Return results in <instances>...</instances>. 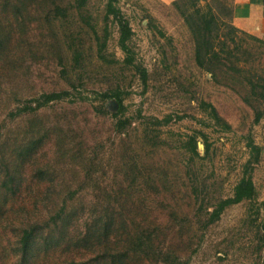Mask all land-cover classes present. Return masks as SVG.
I'll list each match as a JSON object with an SVG mask.
<instances>
[{
	"label": "rangeland",
	"instance_id": "obj_1",
	"mask_svg": "<svg viewBox=\"0 0 264 264\" xmlns=\"http://www.w3.org/2000/svg\"><path fill=\"white\" fill-rule=\"evenodd\" d=\"M172 1H114L130 30L125 60L114 21L102 19L105 0H85L79 11L73 0H0V264H16L27 220L40 228L30 264H167L165 255L185 264H264V41L229 26L228 0ZM206 8L204 26L198 15ZM80 14L103 43L99 51ZM60 90L68 96L13 113ZM113 90L127 118L121 130L113 100L96 97ZM191 134L190 159L180 145ZM246 136L257 148L246 171L253 196L200 226L251 160ZM7 170L18 189L9 188ZM98 213L109 220L103 248L81 240Z\"/></svg>",
	"mask_w": 264,
	"mask_h": 264
},
{
	"label": "trees",
	"instance_id": "obj_2",
	"mask_svg": "<svg viewBox=\"0 0 264 264\" xmlns=\"http://www.w3.org/2000/svg\"><path fill=\"white\" fill-rule=\"evenodd\" d=\"M115 0H105L104 3V11L102 14V19H106L107 16H110L111 19L114 21L117 29V40L116 44L118 45L119 49L123 52L125 55V60H128L129 58V49L126 46V40L128 39V36L130 34L129 26L127 24V20L119 13L118 8L114 5ZM75 4V8L77 11H79L83 4H85V0H73ZM173 3V1H171ZM83 11V10H82ZM197 12V9H195ZM52 15L54 16H62V11H60V7L57 5H54L51 9ZM208 9L206 8V15H201L198 17L200 18L202 24L206 26L208 23V18H211V15L208 14ZM78 13V12H77ZM79 14V13H78ZM182 16V19L185 20V16L183 17V14H180ZM81 18L84 19L83 24L88 27L92 37L94 38L96 48L99 51V49L102 47L103 43H99V37L96 34L95 30L93 29V26L88 23V15H82L80 14ZM86 19V20H85ZM229 24V23H228ZM229 26L232 29H235L232 27L230 24ZM237 30V29H236ZM239 31V30H238ZM242 32V31H240ZM243 33V32H242ZM101 38H104L107 34L105 24L102 25L101 28ZM245 34V33H244ZM247 35V34H246ZM250 36V35H248ZM253 37V36H250ZM255 38V37H254ZM70 61L74 64L79 62V55L80 53L78 52L77 49H70ZM140 79L143 81L144 79V71L143 69H138ZM257 85V83H256ZM261 92L264 93V78L261 79V82L259 83ZM252 91V90H251ZM119 91L113 90L110 92H99L98 95L96 96L99 100L103 101L106 98L112 99L116 104H115V111L112 113V116L115 117L114 123V128L116 130H121L125 126V123H127V118H123L120 115L122 114L124 110V106L121 104V97H120ZM69 92L67 90H60V91H50V92H42L36 97L32 98L30 101H25L22 103L20 107H17L16 110L13 113L16 112H23V111H29L32 109H35L49 101H54V100H59L62 99L66 96H68ZM199 107L202 109H208L207 113L217 120V115L216 112L213 108V106L204 101L199 102ZM12 113V114H13ZM257 113L254 117V120L257 118ZM168 117H165L163 119V122H166ZM227 127V125H226ZM201 134V133H199ZM202 136V134H201ZM146 138V135L143 136ZM245 146L248 148V152L250 155V158H247L245 162L243 163V170L241 171L240 176L235 180L231 187V192L229 196L219 198L213 204H211V207L209 210L205 211L202 215V221L200 222V226H205L214 220L218 218V215L220 212L227 206L235 204L241 200H245L248 198H251L254 193L253 185L250 180L249 174L247 173L250 169L249 162H254L256 160V153H257V148L254 144H252L250 138L248 136L245 137ZM187 153L188 157L191 159L192 156H197V151L195 148V136L194 135H186L185 139L181 141L180 145ZM19 154V153H18ZM247 171V172H246ZM6 172H8L6 174ZM5 174L7 175L6 180L8 182L9 188L11 190L13 189H18V185H16V178H15V171L13 170H7L5 171ZM194 187L196 185L194 184ZM194 187H191V190L194 191ZM260 206H262V211L264 212V198L260 201ZM59 212V211H58ZM58 213L56 214V217L53 216L52 220H54L57 217ZM103 214L98 213L96 214L94 220L92 221V225L85 224L83 228V234L81 236V240L84 241V243H90V239L92 243L96 244L101 247H104V244L106 243V231L109 226V220H101L100 217H102ZM37 222V221H36ZM39 225V224H38ZM35 221H30L27 220L24 222V225L19 229L18 232V237L16 240V243L14 247L16 248V264H30L35 261V259H38V242L35 240V237L38 235L39 232V226ZM135 227H137L135 224H133ZM120 228L122 229V232L126 230V225L123 223H120ZM137 231V230H136ZM135 232L133 234L135 235ZM137 235V234H136ZM48 236V234H46ZM90 238V239H88ZM45 237H43V240ZM54 240V239H53ZM61 240H55V244H59ZM139 240L136 238L135 246L137 247ZM120 247L114 246L112 247L114 252L119 251ZM164 263L167 262V264H185V259L179 260L175 255H172L171 259L167 261V255L164 257Z\"/></svg>",
	"mask_w": 264,
	"mask_h": 264
},
{
	"label": "crops",
	"instance_id": "obj_3",
	"mask_svg": "<svg viewBox=\"0 0 264 264\" xmlns=\"http://www.w3.org/2000/svg\"><path fill=\"white\" fill-rule=\"evenodd\" d=\"M169 4L172 0H157ZM228 23L235 29L264 41V0H228Z\"/></svg>",
	"mask_w": 264,
	"mask_h": 264
},
{
	"label": "water",
	"instance_id": "obj_4",
	"mask_svg": "<svg viewBox=\"0 0 264 264\" xmlns=\"http://www.w3.org/2000/svg\"><path fill=\"white\" fill-rule=\"evenodd\" d=\"M110 103L112 104V106H113V107L115 106V102H113V101H110Z\"/></svg>",
	"mask_w": 264,
	"mask_h": 264
}]
</instances>
